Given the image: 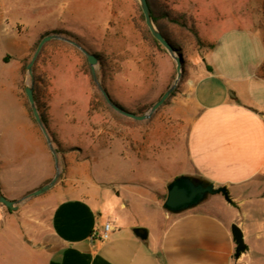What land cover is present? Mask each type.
<instances>
[{"label":"rangeland","instance_id":"1","mask_svg":"<svg viewBox=\"0 0 264 264\" xmlns=\"http://www.w3.org/2000/svg\"><path fill=\"white\" fill-rule=\"evenodd\" d=\"M160 1L174 15H186L204 45H196L190 36L191 43L182 49L184 73L177 91L148 120L129 119L101 102L79 49L58 39L44 45L33 68V92L48 133L60 145L53 143L61 175L51 190L23 200L57 172L25 94L30 86L27 65L47 34L75 41L95 54L101 85L114 102L137 115L146 114L173 84L176 68L162 46L145 39L136 0H0V193L22 200L14 210L0 204L5 233L3 237L0 232L5 246L0 247V264H32L43 253L35 244L72 164L85 161L90 182L115 196H126L129 188L140 190L141 182L152 189L180 171L188 133L181 119L191 115L185 92L189 74L202 66L209 45L229 29H251L264 42V0ZM170 29L179 32L176 25ZM146 199V218L137 220L150 228L154 219ZM243 255L239 264H249Z\"/></svg>","mask_w":264,"mask_h":264},{"label":"crops","instance_id":"2","mask_svg":"<svg viewBox=\"0 0 264 264\" xmlns=\"http://www.w3.org/2000/svg\"><path fill=\"white\" fill-rule=\"evenodd\" d=\"M214 45L185 84L191 115L181 119L188 133L180 171L152 189L141 182L140 190L115 196L90 182L85 161L72 164L35 244L43 253L32 264H239L234 224L243 232L248 263L264 264V42L251 29L234 28ZM179 176L226 187L234 205L216 195L168 213L167 186ZM146 198L150 228L137 220L146 218ZM108 222L113 231L102 240Z\"/></svg>","mask_w":264,"mask_h":264},{"label":"water","instance_id":"3","mask_svg":"<svg viewBox=\"0 0 264 264\" xmlns=\"http://www.w3.org/2000/svg\"><path fill=\"white\" fill-rule=\"evenodd\" d=\"M137 3L140 6V9L142 11V14L144 16V22L146 27L148 28L151 36L163 47V49L166 51V53L169 55V57L173 60L175 63L176 68V77L173 82V84L161 95V97L152 105L150 110L143 115H137L132 112H129L120 106H118L110 97L107 90L101 85L99 82L97 72H96V65L98 64V59L95 54L90 53L87 49H85L83 46H81L79 43L72 41L70 39H66L64 37L58 36V35H48L45 36L38 44L37 49L30 61V63L27 65V71L30 76V86L25 88V94L27 96L28 103L30 105V109L33 115L34 120L40 127L48 148L51 152V154L54 157L55 165L57 172L54 176V178L46 185L42 186L41 188L37 189L36 191H33L26 197H24L23 200L31 198V197H38L45 192L51 190L59 180V177L61 175L59 171V159L57 152L53 146L51 137L44 125V123L41 120L40 114L37 110L36 104H35V98H34V83H35V77L33 74V68L34 65L44 47V45L51 41V40H62L65 41L77 49H79L86 57L87 62L90 66L91 75L93 82L98 87L103 99L105 102L117 113L120 115L127 117L129 119L135 120V121H145L151 118V116L156 113L159 108H161L165 102L168 100V98L171 96V94L176 90L179 82L181 81L183 77V63L181 56L178 54L176 49L172 46V44L162 35L161 31L159 30L157 24L155 23L151 9L149 6V3L147 0H136ZM221 195L225 199V201L231 205H234L229 191L226 187H215L211 183H205L203 181H200L198 179H194L189 176H179L175 178L171 183L167 186V196L166 200L163 204V208L171 214H180L185 211L191 210L193 208L198 207L201 205L204 201H206L210 196H216ZM22 201V200H21ZM21 201H13L7 199L4 195L0 193V204L5 206L8 209L14 210L17 209V205ZM135 232L140 235L142 238L146 237V231L142 228H138L135 230ZM231 232L233 235V239L236 244L235 249V259H240V257L248 250L247 245L245 244L244 235L241 230V228L234 224L231 227Z\"/></svg>","mask_w":264,"mask_h":264},{"label":"trees","instance_id":"4","mask_svg":"<svg viewBox=\"0 0 264 264\" xmlns=\"http://www.w3.org/2000/svg\"><path fill=\"white\" fill-rule=\"evenodd\" d=\"M147 1L149 3L151 13H152V16H153L155 23L157 24L162 35L172 44V46L176 49L178 54L181 56L183 68H184L185 62H184V57H183V53H182V49L184 48V46L191 43V38L196 45H198V46L204 45V43L201 41V39L198 35V32L196 31L194 26L189 27L186 15H184V14L174 15L173 11L169 10L168 7L165 6L163 3H161L160 0H147ZM141 18H142V21L144 22V16L143 15L141 16ZM170 25H176L179 28V32L177 34L172 32V30L170 29ZM142 29L144 32L145 39L148 42H150L153 46L162 50L161 45L151 36L146 25H144V28H142ZM58 33H62V32H58ZM46 36H48V34ZM190 36H191V38H190ZM209 46H210L209 48L211 50H213L215 47L214 44L209 45ZM176 91H174L171 94V96L168 98V100L174 96ZM97 94H98L97 96H98V98H100L101 102L107 106L105 100L102 98L100 93L98 92ZM34 98H35V104H36L37 110L40 114L41 120L44 123L45 127H48L47 120H46L44 114L42 113L40 103H39V99H38V96L36 95L35 92H34ZM166 102H165V104H166ZM116 104L118 106H120L118 103H116ZM121 108H123V107H121ZM138 113H134V114H138ZM49 135L51 137L52 143H55V144H57L58 147H60V145L57 143L54 136L50 132H49ZM57 152H59L58 149H57ZM200 181H203V180H200ZM203 182L208 183L206 181H203ZM165 200H166V197H165Z\"/></svg>","mask_w":264,"mask_h":264},{"label":"built area","instance_id":"5","mask_svg":"<svg viewBox=\"0 0 264 264\" xmlns=\"http://www.w3.org/2000/svg\"><path fill=\"white\" fill-rule=\"evenodd\" d=\"M112 231H113L112 224L110 222L106 223L104 231L100 234V238L102 240H107Z\"/></svg>","mask_w":264,"mask_h":264}]
</instances>
